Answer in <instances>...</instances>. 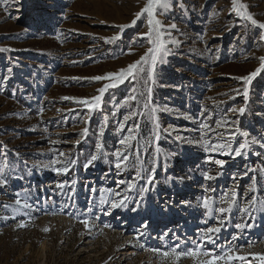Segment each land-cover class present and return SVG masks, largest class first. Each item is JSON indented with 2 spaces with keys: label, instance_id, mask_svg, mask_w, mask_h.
<instances>
[{
  "label": "rangeland",
  "instance_id": "obj_1",
  "mask_svg": "<svg viewBox=\"0 0 264 264\" xmlns=\"http://www.w3.org/2000/svg\"><path fill=\"white\" fill-rule=\"evenodd\" d=\"M146 2L0 0V49H8L0 51V264H194L161 253L195 247L222 219L217 210L232 190L215 247L203 249L232 248L247 257L232 264H260L251 254H264V70L247 84L239 78L264 57V0H238L256 26L232 0H168L157 15L163 62L152 68L146 60L123 83L91 79L118 73L153 46L142 38L146 13L123 27ZM107 83L118 86L102 94L99 108L78 103H91ZM245 141L239 157L210 147ZM92 155L97 160L85 167ZM63 167L68 172L54 170ZM123 197L124 207L111 208Z\"/></svg>",
  "mask_w": 264,
  "mask_h": 264
},
{
  "label": "snow or ice",
  "instance_id": "obj_2",
  "mask_svg": "<svg viewBox=\"0 0 264 264\" xmlns=\"http://www.w3.org/2000/svg\"><path fill=\"white\" fill-rule=\"evenodd\" d=\"M232 5H233V8L236 9L242 17H244L246 20L250 21L252 25H254V26L257 25V23H258L257 20H255L253 18V16L247 12L246 6L244 4H238V0H232ZM168 7H169L168 0H147L145 6L140 10V12L135 14V18L131 21L130 25H125L123 27H130V26L135 25L137 22V19H139L143 14L146 13L147 17H148V20H147L148 31L146 33L142 34V38L148 37L149 43L153 46L149 47L147 49V51L145 52V54L142 55L137 61H135L132 64H129L126 68L119 70L118 73H108L104 76L92 77L91 79L97 80V81L116 80V81H118V83H123L129 77L135 79L137 77L138 73L144 70L142 65L144 62H146V60L150 59V63H151L152 68H154L158 62L162 63L164 57L168 55V49L166 48V46H165V44L161 38L162 37L161 29H162L163 25H162L161 21L159 19H157V15L163 14L162 11L158 12V9L166 10ZM169 27L175 28L176 25L171 24V25H169ZM258 27L260 29H264V23H259ZM117 38L118 37H111L108 39V42H111V40H114ZM260 40L264 41V33H262L260 35ZM173 43H176V42L173 41ZM0 51H8V49H0ZM260 60H261L260 67L257 68L256 71H253L252 73H250L247 76L240 77L239 79L244 81L245 84L250 83L251 80L261 70H264V57H261ZM149 78H151V76ZM117 86H118L117 83H107L103 87H100L97 90L98 93H100L101 95H96V96L92 97L91 103L89 102V100H86V99H81L78 101V103L83 104V105H87V106H89L90 109L99 108L102 94L105 93L108 89L116 88ZM149 92H151V89H149ZM244 95H245V97L247 96V87H245ZM129 98L133 99L134 97H129ZM65 99H67V98H65ZM146 106H147V103H146ZM152 111L155 112V109H153ZM239 111L243 112L244 109L241 108V109H239ZM221 126H222V124L220 122H217V127H221ZM202 127L208 128V125L204 124V125H202ZM83 133L84 134L87 133L86 128L83 130ZM241 134L244 136H248V133H246V132L241 133ZM232 135H234V134H232ZM132 138L133 137H130V136L125 137L123 140H121V144H127L128 141ZM77 143H79V141H77ZM204 143L207 145V141H204ZM252 143H257V141L253 140ZM262 146H264V145H262ZM96 147L99 150L100 145L97 144ZM210 147L213 151L221 150V149L227 147L229 152H234V155L239 157V156L244 155V151L246 149H248L249 144L247 141H245L243 143H239V146L236 147L235 149L232 148L231 143H228L225 145L216 144V145H213ZM225 154H227V153H225ZM60 155L63 156L64 153H60ZM115 155L123 161L127 160V156L121 157V153L119 151H117L115 153ZM96 160H97V156L92 155L91 158L87 161V164H85V167H88L89 165H91ZM214 162L216 165H218L220 167H223L225 164V161H222V160H216ZM57 163H59V161H52L51 162V164H57ZM69 163L74 164L75 161H69ZM115 166L117 169H119L121 167V164L117 163ZM43 167H48V165H43ZM54 170L58 174L62 173V172L63 173L68 172L67 167L54 168ZM152 171L154 172L155 169L153 168ZM138 175H139V173H138ZM204 177L207 180H213L215 178L212 175H209L207 172L204 173ZM152 180H153V176L149 175L148 176V182L151 183ZM5 183H6V179L3 178V169L0 168V185H4ZM121 183H123V181H121ZM57 187L63 188L64 185H57ZM131 188H132V184H129V189H131ZM231 195H232L231 200L225 199L222 201V203L227 204V207H220L217 210L222 215V219L217 222V226L208 227L206 229V231H204L202 233L201 241L194 242L196 245L195 247L189 248L186 251H179L178 249L180 246L176 245L175 247L171 248L170 251H164L163 253H161V255L166 259L171 258L173 261H178L182 257H188L194 261V264H232V261H234V260L246 261L247 260L246 256H242V255L237 254L236 250H234L232 248H228L226 251H223V254H216L213 251L203 249L204 243H212L215 247V240L213 239V237L216 234L220 233L222 230V227L225 223V220L223 218V214L230 212L232 209V206H233V203L235 200V191L234 190L231 191ZM126 199H127V197H123L119 202L114 201L111 204V208L115 209L118 207H124L125 206L124 200H126ZM255 201H256L255 197H253L252 200L249 201V205H251L253 208L255 207ZM15 203L17 205H21V200L17 199L15 201ZM101 203L103 204L104 201L101 200ZM209 205H210V197H205L203 200V206L205 209H209V211H210L211 209L209 208ZM21 206L23 208H29L30 207V205L27 202L23 203ZM247 210H248L247 208L244 209V211H247ZM261 210H264V209H261ZM132 211H136V209L133 208ZM250 218H252V217H250ZM81 223L84 225L85 228L89 227V220L87 218L82 219ZM24 226L25 225H23V224L18 225V227H24ZM145 227H146V225H145ZM235 227L242 231L245 228L252 227V225L248 224V223H237V224H235ZM44 231H48V229L45 228ZM165 235H167V233H165ZM233 238L237 239L238 237H233ZM161 239H163V237H161ZM151 251L157 252L158 250L151 249ZM251 255L253 256V259L259 260L260 264H264V254H251ZM200 257H204L205 259H200Z\"/></svg>",
  "mask_w": 264,
  "mask_h": 264
}]
</instances>
